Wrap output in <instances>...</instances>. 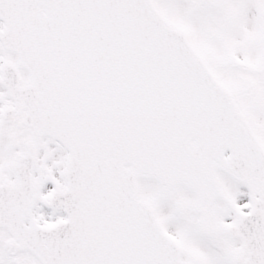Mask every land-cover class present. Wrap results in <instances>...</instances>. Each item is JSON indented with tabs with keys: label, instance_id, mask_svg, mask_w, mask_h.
Masks as SVG:
<instances>
[{
	"label": "snow or ice",
	"instance_id": "snow-or-ice-1",
	"mask_svg": "<svg viewBox=\"0 0 264 264\" xmlns=\"http://www.w3.org/2000/svg\"><path fill=\"white\" fill-rule=\"evenodd\" d=\"M0 264H264V0H0Z\"/></svg>",
	"mask_w": 264,
	"mask_h": 264
}]
</instances>
